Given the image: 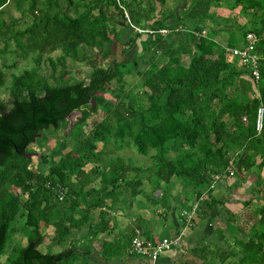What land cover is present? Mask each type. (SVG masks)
<instances>
[{
    "label": "trees",
    "instance_id": "1",
    "mask_svg": "<svg viewBox=\"0 0 264 264\" xmlns=\"http://www.w3.org/2000/svg\"><path fill=\"white\" fill-rule=\"evenodd\" d=\"M9 1L12 0H0V14ZM13 1L23 13H29L31 23L24 29L14 31V27L9 30L6 22H1V32L6 35L5 30L8 29L10 38L15 40L20 50L32 49L40 55L36 67L15 76L12 86L5 92L6 98L0 99V264L10 240L12 225L22 212L28 226L33 229L27 245L16 253L10 264H79L80 261L81 264H101L90 258L92 248L81 250L78 246H72L55 253L43 252L41 247L48 240L60 244L72 236L73 230L86 226L91 213L103 207L109 185L113 186V190L120 186L117 185L120 181L126 182L133 190L143 185L140 180L129 181L128 176L132 172L142 173L145 170L126 164L120 158L106 168L111 177L102 175L105 185L102 190H86L91 175L84 168L101 160L97 143H106L107 135L113 132L115 138L122 142L121 146L127 145V139H130L142 155H147L149 149L159 150L155 174L163 183L183 178L195 181L198 186L205 184L207 178L200 174L201 163L205 162L206 169H210L209 160L214 156L224 158L229 141L243 143L246 152L261 154L263 161L260 166L264 167V131L258 134L255 128L257 108L261 101L264 103V81L259 88L262 100L255 98L252 103L226 102L223 109L226 119L222 121L217 120L214 114L213 104L221 96L219 88L224 73L232 75V72H236L235 76L241 77L245 84L253 86L256 91L252 79L242 68L241 71L234 70L232 62H236L231 61L227 53V48L241 46L246 37L222 47L211 36L197 37L184 32L179 35L186 37L179 47L173 45L172 37L146 42L156 51L164 52L168 58L161 67L154 64L152 73L145 78L144 91L150 102L148 115H142L139 120L135 109L130 105L126 107L124 100L120 101L114 113L108 114V122H100L91 138L84 133L78 135L82 147L62 158L49 175L34 171L33 153L28 148L37 142L44 131L59 130L76 111L82 112L78 125H84L91 115L113 106L104 94L115 95L123 90L125 75L129 73L127 65L115 61L114 65L103 68L100 62L113 57L114 44L123 42L125 32L130 31L125 10L130 12L132 21L138 26L174 29L180 25H145L142 16L130 8L127 0ZM237 2H249L253 7L260 8L264 15V0ZM24 4H28L26 12L22 8ZM121 17L126 24L122 33L116 29ZM192 30L202 31L201 28ZM257 35L261 38L257 49L262 56L264 79V36L261 37V33ZM137 40L136 35L132 36L128 42L129 48L135 46ZM58 51L62 52V56L57 60L50 59L52 71H57L58 64L65 68L66 61L71 59L89 66L91 73L88 80L77 81L64 72L57 78L52 75L56 78V85H52L49 82V69L41 74L39 68L45 54ZM7 52L8 45L0 50V57ZM96 55L101 56V60ZM226 82L229 88L234 86L232 79ZM4 85L5 73L0 68V87ZM71 135H75V132ZM170 143L179 153L177 156L166 155ZM200 154L203 155L202 159L199 158ZM45 163H48V158L42 164ZM256 165L253 157H247L237 167L249 171ZM95 173L98 174V169H95ZM74 175L79 186L70 183ZM48 183L53 186L62 184L67 189L63 201L59 200L57 191L48 187ZM90 199L91 204L88 202ZM60 204L69 212L61 225L57 222ZM86 204L85 214L80 215L81 208ZM215 206L213 197L204 199L199 205L198 216L208 220ZM243 218L246 223L241 231L248 236V241L239 242L242 249L237 264H264V205ZM43 222L54 227L55 235L52 238L40 232L39 226ZM89 228H92L91 224ZM105 230L106 225L101 232ZM129 230L130 240L137 235V231L152 239L143 219H136ZM99 242L103 244L101 255L108 261L120 258L122 250L126 249L119 242L110 243L102 239ZM208 250L195 248L193 253L207 262L209 254L213 253Z\"/></svg>",
    "mask_w": 264,
    "mask_h": 264
},
{
    "label": "rangeland",
    "instance_id": "2",
    "mask_svg": "<svg viewBox=\"0 0 264 264\" xmlns=\"http://www.w3.org/2000/svg\"><path fill=\"white\" fill-rule=\"evenodd\" d=\"M127 3L131 5L130 8L135 10L137 15L142 16V23L145 25L155 23V25H182L188 29L201 28L202 31H207L208 36L217 40L222 47H228L230 43L241 41L251 32L261 33V37L264 36L263 11L253 7L249 2L239 4L237 0H127ZM22 8L26 12L28 4H24ZM30 17L28 12L23 13L12 0L5 6L4 12L0 14V24L6 22L9 30L14 27V31H16L17 29H24L30 24ZM117 25V32L122 33L126 29L122 17L117 21ZM1 30L0 25V50L6 49L8 45L7 54L0 57V68L5 73V85L0 87V99H5V92L12 86L13 78L27 70L34 69L40 53L32 49L20 50L15 40L10 38V31L6 29L7 34L4 35ZM134 35L135 33L131 30L126 31L124 41L114 44V55L108 61H103L100 59L101 56L96 55L101 60L100 65L103 68L114 65L115 61H121L127 65L129 70L124 78L123 90H119L115 95H103L113 106L100 110L98 114L91 115L84 125H78L81 121V115L76 114L72 117L74 122L72 128H70L71 120L68 119L59 130L44 131L37 142L28 148L33 153L32 168L34 171H43L49 175L51 169L62 158L82 147L78 135L84 133L86 137L91 138L100 122H108V114L114 113L120 101L124 100L126 107L132 106L137 112L139 120H141L142 115H148L147 110L150 107V102L144 91L145 78L152 73L154 64L161 67L168 61V58L164 52L156 51L154 47L147 44L146 42L150 40L146 36L136 35L138 37L137 43L129 48L128 42ZM185 38V35L173 36V45L179 47ZM125 50L128 51L125 52ZM61 56L62 52L60 51L45 54L39 68L41 74L49 69V82L52 85H56V78L64 72L69 73L68 77L74 80H88L91 73L89 66L86 63L75 62L71 59L66 61L65 68L58 64L57 71H52L50 59L57 60ZM232 63L235 71H241L238 64ZM235 73L232 72V75L224 73L222 76L223 81L219 88L221 96L213 104L215 117L219 121L226 119V115L223 113L226 102L252 103L256 98L254 87L245 84L241 77L234 75ZM52 75H56V78ZM228 79H232L234 82L232 88L227 86L226 81ZM115 85L119 89V86ZM73 132L75 135H71ZM114 133L107 135L106 143H97V151L102 156L101 160H96L84 168L91 175L90 184L86 190L88 191L93 187L102 190L105 186L102 175L111 177L106 168L115 164L120 158L124 159L126 164L145 170L142 173L132 172L129 175L130 181L137 182L140 180L143 185L133 190L121 183L123 188L116 189L118 192L116 197L109 194V191L113 189V186L109 185L108 195L103 198V207L91 213L88 225L73 230L72 236L60 244L55 243L54 240H48L41 247L42 251L56 253L63 248L72 246H78L81 250L86 247L93 250L97 243H100L99 239H112L114 230L111 231V227L124 224L125 231L119 239V243L126 247L125 250H122L120 257V259L124 258V261L103 260L98 256V253L101 252L95 249L90 257H94L96 263L135 264L138 257L130 254L132 239L130 240L131 232L126 223L130 224L129 221L134 218H142L145 220L146 228L150 230L153 239H171L179 234L183 225L182 213L192 208L197 203L198 197L203 195L205 199L210 196L213 197L216 206L208 220L198 217L191 233L189 232L191 240L199 236V241L195 243L194 240L196 248H208V251H213L212 254H209V261H202V264H237L242 249L239 242L248 241V236L241 231L246 223L243 217L249 212L253 213L259 210L264 205V167L260 166L263 161L261 154H256L253 151L246 152V146L243 143L234 144L229 141L224 150L226 153L224 158L214 156L209 160L210 169L208 170L205 167V162L201 163L200 174L207 178L205 184L198 186L195 181L183 178L173 179L171 183H163L157 179L155 174L158 167L156 157L159 150L149 149L147 155H142L130 139H127V145L121 146L122 142L115 138ZM167 150L166 155L168 157L179 154L174 150L172 143L168 144ZM247 157H253L257 165L249 171L239 170L237 165ZM45 158H48V163L42 164ZM199 158L202 159L203 155L200 154ZM95 169H98V174L95 173ZM75 177L76 175L70 183L79 186ZM215 177H219V179L216 180ZM212 185H216V188L212 189ZM1 195L2 190L0 189ZM88 202L91 204L92 200L90 199ZM104 207L106 208L103 209ZM86 208L87 204L81 208V215L85 214ZM58 214L57 222L60 225L64 224L69 212L63 204L59 205ZM123 219L126 222H122ZM90 224L92 229L89 228ZM105 225L107 230L101 232V228ZM31 229L33 228L28 226L25 214L20 213L12 225L10 240L6 252L1 257V264H10L16 253L27 245ZM39 229L43 235L48 237L52 238L55 235L54 227L44 222L40 224ZM142 236L145 237L143 234ZM101 245L103 247V244ZM185 263L188 262L183 261L182 264Z\"/></svg>",
    "mask_w": 264,
    "mask_h": 264
},
{
    "label": "built area",
    "instance_id": "3",
    "mask_svg": "<svg viewBox=\"0 0 264 264\" xmlns=\"http://www.w3.org/2000/svg\"><path fill=\"white\" fill-rule=\"evenodd\" d=\"M125 20L130 25V30L135 33L137 36H146L148 40L154 41L157 38H169L173 36H179L180 33L189 32L197 37H207V31H197L188 29L185 27H177L174 29L162 28L154 29L152 27L138 26L132 21V17L128 10H125ZM261 38L256 33H248L244 43L241 46L235 48H227V53L230 56L231 61H235L252 79L254 85L256 86V98L262 100V95L260 92V86L264 81L262 75V56L259 54L257 46ZM149 41V42H150ZM247 121V119H244ZM255 128L258 134H261L264 131V103H262L257 108L256 117H255ZM216 180L219 177H215ZM48 187L57 191L59 200L63 201L67 189L62 184H57L53 186L51 183H48ZM216 188V185H212V189ZM202 196L192 208L185 210L182 213L183 217V228L176 237L171 239H147L140 234L132 239L130 245V254L132 256L146 260L148 264H157L158 260L168 251L180 247L183 239L186 236L187 230L194 226L195 220H197L199 205L204 200Z\"/></svg>",
    "mask_w": 264,
    "mask_h": 264
},
{
    "label": "crops",
    "instance_id": "4",
    "mask_svg": "<svg viewBox=\"0 0 264 264\" xmlns=\"http://www.w3.org/2000/svg\"><path fill=\"white\" fill-rule=\"evenodd\" d=\"M87 172V171H86ZM128 179H129V176H128ZM130 181V180H129ZM132 182V181H131ZM121 183H123V184H125V185H127V183L126 182H119L117 185H120V186H118V188H115V190H113V189H111L110 191H114L111 195H113V196H117L118 195V192L116 191V189L118 190H120L121 188H123V187H121L122 186V184ZM127 187H130V186H128L127 185ZM131 188V187H130ZM93 189H96V187L94 188L93 187ZM131 189H133V188H131ZM96 190H98V189H96ZM109 191V190H108ZM110 191H109V193H110ZM84 207V206H83ZM106 207H104L103 209H105ZM99 209V208H98ZM97 210V209H96ZM81 215V214H80ZM136 219H142V218H134L133 220H131V221H129V220H127V221H129L130 222V224L129 223H126L127 224V227L129 226H132L133 225V223H134V221L136 220ZM198 219V218H197ZM144 220V219H143ZM126 222V220L125 219H123L122 220V222ZM145 221V220H144ZM184 223V222H183ZM86 225H88V224H86ZM123 225L124 224H120L118 227H111V231L112 230H114V235H113V237H112V239H105V238H102V240H106V241H108V242H110V243H117V242H119V239H120V235L125 231V228L123 227ZM92 226V225H91ZM183 226L184 225H182L181 226V229H180V231L182 230V228H183ZM128 227V228H129ZM117 228H120L119 230H116ZM90 229H92V228H90ZM192 228H190V229H188L187 230V233H186V236H185V238L183 239V241H182V243H181V245H180V247H178V248H176V249H173V250H171L169 253H166V254H164L159 260H158V262H157V264H182L183 263V261H186V262H188V263H190V264H202L203 262V260L202 259H200L199 257H197V256H195V254L193 253V250L196 248L195 247V243L197 242V241H199V236H197L195 239H190V237H189V234L191 233V230ZM138 232H140V231H137V233ZM190 232V233H189ZM140 234H141V232H140ZM142 235V234H141ZM153 239V238H152ZM194 240H195V243H194ZM99 241H101V239H99ZM98 250L99 252H101L102 250H103V247H102V245H101V243H97V245L93 248V250ZM100 249V250H99ZM93 250H92V252H93ZM98 256H100L101 257V259H103V260H106L102 255H101V253H98ZM99 257V258H100ZM94 262H97L96 261V259H93L92 257H90ZM124 261V258L123 259H120V258H116V259H113L112 261ZM106 261H108V260H106ZM100 263V262H99ZM101 264H105V263H101ZM135 264H148V262H146V260H144V259H141V258H138L137 260H135Z\"/></svg>",
    "mask_w": 264,
    "mask_h": 264
},
{
    "label": "water",
    "instance_id": "5",
    "mask_svg": "<svg viewBox=\"0 0 264 264\" xmlns=\"http://www.w3.org/2000/svg\"><path fill=\"white\" fill-rule=\"evenodd\" d=\"M76 114H80L81 117H82V112H81V111H76V112H74L72 115H70V116L68 117V119L71 120L70 128H72L73 125H74V122L72 121V117H74Z\"/></svg>",
    "mask_w": 264,
    "mask_h": 264
}]
</instances>
